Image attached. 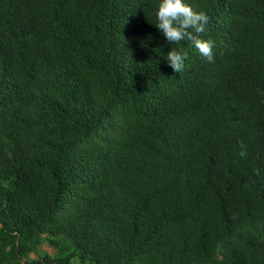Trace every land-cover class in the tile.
I'll return each instance as SVG.
<instances>
[{"label": "trees", "instance_id": "1", "mask_svg": "<svg viewBox=\"0 0 264 264\" xmlns=\"http://www.w3.org/2000/svg\"><path fill=\"white\" fill-rule=\"evenodd\" d=\"M185 2L213 63L159 0H0V264H264V0Z\"/></svg>", "mask_w": 264, "mask_h": 264}, {"label": "clouds", "instance_id": "2", "mask_svg": "<svg viewBox=\"0 0 264 264\" xmlns=\"http://www.w3.org/2000/svg\"><path fill=\"white\" fill-rule=\"evenodd\" d=\"M156 27L170 44L189 42L198 53L209 63L214 62L215 42L211 39H202L210 22V17L204 11H195L185 0H159L155 13ZM188 58L184 48H173L167 53V64L175 73L185 70V60ZM260 92V90H257ZM264 96V92H260ZM241 148L244 145L241 143ZM243 154V153H241ZM254 174L259 176L260 170Z\"/></svg>", "mask_w": 264, "mask_h": 264}, {"label": "rangeland", "instance_id": "3", "mask_svg": "<svg viewBox=\"0 0 264 264\" xmlns=\"http://www.w3.org/2000/svg\"><path fill=\"white\" fill-rule=\"evenodd\" d=\"M42 251H46L48 253H53L52 249H50L46 244L41 246Z\"/></svg>", "mask_w": 264, "mask_h": 264}]
</instances>
